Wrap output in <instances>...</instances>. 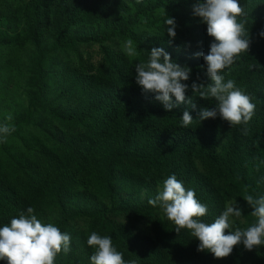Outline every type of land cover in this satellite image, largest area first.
<instances>
[{
	"label": "trees",
	"instance_id": "1",
	"mask_svg": "<svg viewBox=\"0 0 264 264\" xmlns=\"http://www.w3.org/2000/svg\"><path fill=\"white\" fill-rule=\"evenodd\" d=\"M195 3L18 1L13 14L22 17L23 28L15 35L5 34L7 39L0 44L25 48L26 63H1L0 72L6 75H0V83L11 86L12 76L28 73L30 98L26 113L9 126H15V131L0 146V227L21 213L27 215L32 207V214L42 223H52L72 236L68 253H74L77 264H91L94 249L87 245L83 232L87 228L89 235L110 236L125 262L264 264V246L249 251L238 244L222 259L197 251L199 241L190 230L176 233L159 203H148L162 190L164 181L175 175L207 206L206 215L197 218L204 223L214 222L228 202H235L244 223L235 222L225 230L227 234L256 221L244 197L264 196V0H239L248 13L249 49L220 73L225 82L234 80L256 105L247 124L232 126L219 114L199 120L200 110L213 108L217 101L202 99L191 90L194 82L209 85L207 65L196 54L206 55L214 39L207 34L206 23L194 14ZM163 10L167 18H174V38L163 24ZM10 17L14 24L18 22ZM244 19L237 17L238 22ZM73 27L83 33L74 35ZM51 31L53 42L45 45L43 40ZM116 36L132 40L137 54L115 52L112 40ZM82 45L98 53L97 59L80 54ZM154 47L163 48L174 62L191 69L189 79L182 83L189 85L186 96L193 97L195 107L180 104L167 111L154 93H144L136 84L135 66L146 62ZM74 52L75 68L65 63L70 67L61 71L66 87L62 97L74 106L57 110L48 103L46 66L56 54L66 62ZM38 110L51 113L54 127L44 131L45 136L23 142L22 129ZM185 110L193 118L188 127L182 126ZM94 200L108 207L92 209ZM84 219L89 220V227L84 224L83 230L75 229L74 223ZM83 246L86 252L80 254ZM71 257L66 264H73ZM0 264L7 261L0 259Z\"/></svg>",
	"mask_w": 264,
	"mask_h": 264
},
{
	"label": "clouds",
	"instance_id": "2",
	"mask_svg": "<svg viewBox=\"0 0 264 264\" xmlns=\"http://www.w3.org/2000/svg\"><path fill=\"white\" fill-rule=\"evenodd\" d=\"M193 12L207 25V34L214 38L208 53H197L207 65L209 85H191L193 94L202 99L214 98L217 103L211 108L199 112V120L215 118L217 114L232 125L247 124L255 112L256 105L251 97L236 87L234 80H227L220 74L223 69L234 63L235 57L249 49V33L245 28L248 13L239 0H196ZM163 24L168 26L169 37H175L174 18H167L162 12ZM237 17L244 20L238 22ZM264 35V32H261ZM128 55L135 56L136 50L132 40L124 45ZM146 62L135 66V82L144 93H154L165 110L171 111L180 104L195 107L193 97H187L189 85L182 83L189 79L191 69L174 62L163 48H152ZM11 120L12 117L8 116ZM182 126L188 127L193 118L187 110L181 116ZM15 126H0V142L6 141ZM244 200L253 209L251 215L256 221L246 229H230V217H240L241 210L235 202L227 205L225 210L212 223H204L199 217L206 215L207 206L196 199L195 191L185 189L175 175L169 176L163 183L162 190L148 203L160 208L168 220L172 221L179 233L181 229L190 230L191 236L199 241L197 251H208L214 258L228 257L234 246L242 244L246 250L264 246V196L254 198L246 195ZM29 207L27 215L19 214L12 218L10 224L0 227V259L7 264H54L56 255L63 251L70 252L71 237L62 233L52 223L44 224L33 215ZM87 245L94 248L90 256L91 264H135L125 262L123 254L112 245L110 236H100L92 232L87 238Z\"/></svg>",
	"mask_w": 264,
	"mask_h": 264
},
{
	"label": "rangeland",
	"instance_id": "3",
	"mask_svg": "<svg viewBox=\"0 0 264 264\" xmlns=\"http://www.w3.org/2000/svg\"><path fill=\"white\" fill-rule=\"evenodd\" d=\"M19 0H0V43L1 41H5L6 35H15L18 32L21 31L24 25V21L22 17L18 14H13V11L18 5ZM11 12V13H10ZM10 16H15L18 19V22L16 24L13 23ZM52 30L49 29L47 31ZM71 33L74 35H81L83 31L78 30L76 27L71 28ZM47 34V33H46ZM53 32L51 31L48 35H46V38L43 40V43L45 45H51L53 42L52 38ZM2 38V39H1ZM112 49L115 52H119L121 50H125L124 45L126 43V40H123L120 38V36H116L112 40ZM83 45L80 47L81 50L78 51L80 54L82 53L84 57L87 59L89 57H92L93 60H96L98 57V53H96L93 50L88 49L87 47H83ZM23 47L20 49H17L15 45L10 44L6 45L5 43L3 45L0 44V64L5 63L6 65H12V66H24L26 61L24 58H26V52L24 53ZM76 53L74 52L72 56L70 57L69 61H62V55L56 54L52 60L49 62V64L46 66V70L48 72V80H47V88L48 92V103L52 107L51 103L53 104V107L57 110H64L68 108L69 106H74L72 101H68L66 98L62 97L66 87L63 84L62 79V73L61 71H64L68 67L73 66V61L76 59ZM64 62V63H62ZM65 63H69L70 66H66ZM75 68V67H72ZM18 72V71H17ZM19 76L14 77L12 76L11 81L12 83L9 84L11 86H6L2 83H0V125H8L10 126L12 123V120L16 117L22 116L26 113L29 105V98H30V89H29V75L28 73H19ZM0 75H6V72H0ZM8 116H11L12 119H7ZM53 117L49 111H40L38 110L31 122V124L25 128L22 129L20 138H24L23 142H26V138H30L32 136L36 137L38 135L45 136L46 130H50L53 128ZM28 136V137H27ZM6 142H0L1 145H5ZM92 209H104L107 208L108 205L104 202H96L94 200ZM231 202H228L227 205H230ZM226 205V206H227ZM120 217V216H119ZM118 217V218H119ZM231 226L234 225L235 222H239L240 224L244 223L243 218L238 217H230ZM76 224L74 226L75 229H82L84 224L88 225L89 227V220H78L75 222ZM92 224V223H91ZM83 232L87 233V237L90 236L88 234V228L83 230ZM71 239L72 236L70 235ZM92 248V247H91ZM86 246H83L81 248L80 254L85 251ZM94 249V248H92ZM74 253L71 255L69 253L65 254L60 252L56 258L55 264H66L68 261V257L72 256L73 258V264H77L75 261V257L73 256Z\"/></svg>",
	"mask_w": 264,
	"mask_h": 264
}]
</instances>
